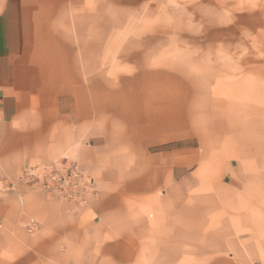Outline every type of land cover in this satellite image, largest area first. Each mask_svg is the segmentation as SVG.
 <instances>
[{
	"label": "crops",
	"instance_id": "0c3cea01",
	"mask_svg": "<svg viewBox=\"0 0 264 264\" xmlns=\"http://www.w3.org/2000/svg\"><path fill=\"white\" fill-rule=\"evenodd\" d=\"M130 11L122 0H0V178L15 185L0 200V264H264L233 187L198 175L213 168L204 154L187 150L195 169L176 177L191 159L165 144L193 135L165 116V80L111 64L122 50L106 42ZM65 161L92 184L79 202L20 182Z\"/></svg>",
	"mask_w": 264,
	"mask_h": 264
},
{
	"label": "rangeland",
	"instance_id": "374dc122",
	"mask_svg": "<svg viewBox=\"0 0 264 264\" xmlns=\"http://www.w3.org/2000/svg\"><path fill=\"white\" fill-rule=\"evenodd\" d=\"M122 4L132 11L123 17L121 39L106 42L111 54L122 50L111 64L146 67L153 71L138 73L141 78L165 80V116L193 135L165 144V154L184 149L187 163L195 160L187 150L204 154L213 168L198 175L215 185L226 178L232 207L250 211L249 235L264 249V0ZM248 139L253 145L243 146ZM190 165L176 177H190L196 166ZM181 187L193 194L190 185Z\"/></svg>",
	"mask_w": 264,
	"mask_h": 264
},
{
	"label": "built area",
	"instance_id": "2783aa9c",
	"mask_svg": "<svg viewBox=\"0 0 264 264\" xmlns=\"http://www.w3.org/2000/svg\"><path fill=\"white\" fill-rule=\"evenodd\" d=\"M21 183H35L51 197L79 202L92 189L89 178L74 162L67 161L43 167L27 168L20 174ZM15 190V185L0 178V200Z\"/></svg>",
	"mask_w": 264,
	"mask_h": 264
}]
</instances>
